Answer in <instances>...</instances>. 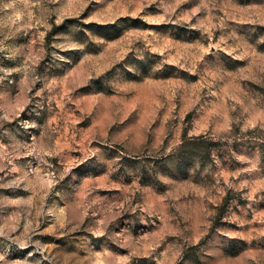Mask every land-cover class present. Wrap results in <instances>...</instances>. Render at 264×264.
<instances>
[{"label":"rangeland","instance_id":"rangeland-1","mask_svg":"<svg viewBox=\"0 0 264 264\" xmlns=\"http://www.w3.org/2000/svg\"><path fill=\"white\" fill-rule=\"evenodd\" d=\"M0 264H264V0H0Z\"/></svg>","mask_w":264,"mask_h":264}]
</instances>
